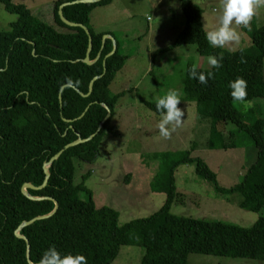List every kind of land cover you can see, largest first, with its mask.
Returning a JSON list of instances; mask_svg holds the SVG:
<instances>
[{"label": "trees", "instance_id": "obj_1", "mask_svg": "<svg viewBox=\"0 0 264 264\" xmlns=\"http://www.w3.org/2000/svg\"><path fill=\"white\" fill-rule=\"evenodd\" d=\"M0 1L6 10L18 16L10 30H0V264H30L28 243L15 232L23 221L51 213L54 200L59 206L52 215L21 229L29 240L30 260L35 264L52 245L62 255H85L88 264H111L122 245L144 247L140 264H188L190 253L264 261V216L252 226L243 227L171 212L178 195L175 169L185 163H194L196 172L218 191L240 192L242 208L259 211L264 207V117L252 124L244 123L229 87L231 81L243 77L247 81V99L264 97V24L251 29L252 46L229 53L209 45L201 6L192 0L181 1L185 25L169 48L192 43L202 56L224 53L220 69L198 67V71L215 73L206 85L191 79L188 69L192 64L187 66L185 99L196 103L200 118L211 120L212 135L221 132L220 124H224L225 131L226 123L237 125V130H228L227 138L219 144L211 140L210 147L236 146V133L246 131L257 147V158L240 182L226 189L219 185L217 174L207 162L192 156L191 150L156 154L162 167L150 188L154 192L164 191L165 203L147 217L120 224L116 209L96 206L84 183L73 182L76 159L91 161L98 154L111 118L99 130L108 113L104 104L113 112L121 95L111 94L109 87L128 55L120 51L116 41V51L106 57L113 49V40L107 38L103 46V36L109 33L95 31L90 25L92 10L111 0L63 7L69 21L89 28L93 38L90 59L95 60L101 52L91 64L83 61L89 46L88 34L81 27L65 24L58 13L61 4L74 0H56L53 6L54 21L68 31L39 19L24 3ZM242 54L246 63L239 62ZM96 76L100 77L87 95ZM145 104L160 113L156 101ZM93 134L92 139L65 149L51 163L43 188H28L31 195L43 199H31L22 192L26 182L36 187L43 184L44 165L52 156L79 136L86 139ZM81 190L87 192L85 199L78 196Z\"/></svg>", "mask_w": 264, "mask_h": 264}, {"label": "rangeland", "instance_id": "obj_2", "mask_svg": "<svg viewBox=\"0 0 264 264\" xmlns=\"http://www.w3.org/2000/svg\"><path fill=\"white\" fill-rule=\"evenodd\" d=\"M56 0H13L30 7L39 19L68 31L54 21L53 6ZM182 0H111L91 12L90 25L95 31L111 34L122 53L128 55L124 66L110 84V93H121L111 111L108 128L102 138L97 156L89 160L76 159L74 184L81 182L91 191L96 206H110L118 211L119 223L147 217L160 209L166 201L164 191L154 192L150 182L162 167L156 154L179 153L191 150V155L203 158L217 174L220 186L229 189L240 182L243 174L257 158V147L246 131L236 133V146L210 147L213 140L219 144L227 138L228 130H237L233 122L218 125L221 131L212 135L211 120L200 118L196 103L185 99L184 83L187 66L211 67L208 56L197 52L196 45L185 43L169 46L184 28L185 15ZM203 9L202 22L206 31L218 27L221 14L220 0H192ZM17 14L5 9L0 1V30H10ZM264 24V8L251 22V29ZM240 44L237 49L252 46L247 28L240 27ZM169 89L180 92L178 105L184 112L182 126L171 139L159 134L161 113L150 109L145 101H156ZM251 107L234 103L244 123L252 124L264 117V97L247 99ZM177 197L171 207L176 215L207 220H218L243 227L252 226L264 216L259 211L242 208L240 192H221L209 180L201 177L194 163L180 164L175 169ZM156 178V179H157ZM85 199L87 192H78ZM182 198V199H181ZM144 247L122 245L111 264H140ZM188 264H264L252 258L190 253Z\"/></svg>", "mask_w": 264, "mask_h": 264}, {"label": "clouds", "instance_id": "obj_3", "mask_svg": "<svg viewBox=\"0 0 264 264\" xmlns=\"http://www.w3.org/2000/svg\"><path fill=\"white\" fill-rule=\"evenodd\" d=\"M221 14L219 16L218 27L206 31V39L213 48L226 49L229 53L237 51V45L241 41V33L238 29L242 26L251 30L252 20L258 16L261 8H264V0H220ZM224 53L219 55H209L208 64L220 69L223 64ZM241 63H246L242 54ZM191 79H197L202 84H207L209 78H215V73L209 71L204 73L198 71V66L193 64L188 69ZM233 102L244 104L251 107V102L247 100V81L243 77H237L229 84ZM182 98L176 89H169L164 96L156 99V109L161 113V119L157 125L159 134L165 140L171 139L172 134L182 126L185 112L178 107ZM39 264H88L87 257L83 254H64L62 255L55 245L44 251Z\"/></svg>", "mask_w": 264, "mask_h": 264}, {"label": "water", "instance_id": "obj_4", "mask_svg": "<svg viewBox=\"0 0 264 264\" xmlns=\"http://www.w3.org/2000/svg\"><path fill=\"white\" fill-rule=\"evenodd\" d=\"M99 1H101V0H74V1H68V2H64L63 4H61V5L59 6V10H58V13H59V15H60V18H61V20H62L65 24H67V25H69V26H73V27H81V28H83V29L86 31V33L88 34V36H89V46H88V50H87V53H86V57L83 59V61L86 62V63H88V64H91V63H93L96 59H98V58L100 57V55H101V52L98 54V56H97V58H96L95 60H91V59H90V53H91V51H92V47H93V38H92V36H91V33H90L89 28H88L86 25H84V24L69 21V20L64 16V13H63V7L66 6V5H68V4H73V3H95V2H99ZM107 38H110V39L113 40V49H112V51H111L106 57H108L109 55H112V54L116 51V49H117L116 41H115V39L111 36V34H105V35L103 36V46H104V44H105ZM104 66H105V60H104ZM99 77H100V76H96V77L90 82V85H89V92H88L87 95L91 94L92 89H93V83H94V81H95L97 78H99ZM82 95H84V94L82 93ZM60 101H61V92H60ZM104 106L107 108L108 113H107L106 117L104 118V120H103V122H102V124H101V126H100V128H99V130L101 129L102 125H103V124H104V123L110 118V116H111V109H110V107H109L107 104H104ZM87 109H88V108H87ZM87 109H86V110H87ZM85 113H86V111L83 112V114L81 115V117H82ZM94 136H95V134L91 135L90 137H88V138H86V139H83L82 137L79 136L75 141H73V142H71V143H68V144L65 146L64 149L60 150L58 153H56L54 156H52V158L50 159V161L44 165V169H45V173H46V178H45L43 184H42L41 186L36 187V186L32 185L31 183L26 182V183L22 186V192H23L27 197H29V198H31V199H43L44 197H35V196L31 195V194L28 192V188H34V189H40V188H43V187L47 184L48 179H49V176H50L49 167H50L51 163L54 162L57 158H59L65 149H67V148H69V147H72V146H75V145H77V144H79V143L85 142V141H87V140H89V139H92ZM54 201H55V209H54L51 213L46 214V215L36 216V217H34V218L30 219V220L23 221V222L21 223V225L18 227V229L16 230V232H15V234H16L17 237L26 240V242L28 243L27 258H28V261H29L30 264H35V263H33V262L30 260V246H29V240H28V238H27L25 235L21 234V229H22L23 227H25V226H28V225L32 224V223L35 222L36 220L43 219V218H46V217H49L50 215H52V214L58 209V206H59L58 202H57L56 200H54Z\"/></svg>", "mask_w": 264, "mask_h": 264}, {"label": "crops", "instance_id": "obj_5", "mask_svg": "<svg viewBox=\"0 0 264 264\" xmlns=\"http://www.w3.org/2000/svg\"><path fill=\"white\" fill-rule=\"evenodd\" d=\"M111 3V2H110ZM110 3H108L107 5H109ZM103 6H105V5H103ZM29 9H30V7H28ZM31 10V9H30ZM32 11V10H31ZM33 13V12H32ZM34 14V13H33ZM54 19V18H53ZM90 21H91V19H90Z\"/></svg>", "mask_w": 264, "mask_h": 264}]
</instances>
